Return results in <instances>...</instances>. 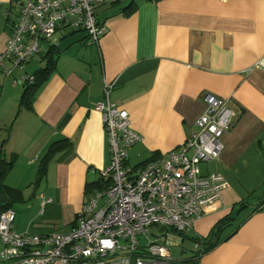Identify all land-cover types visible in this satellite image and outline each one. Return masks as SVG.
Here are the masks:
<instances>
[{
	"label": "crops",
	"instance_id": "crops-1",
	"mask_svg": "<svg viewBox=\"0 0 264 264\" xmlns=\"http://www.w3.org/2000/svg\"><path fill=\"white\" fill-rule=\"evenodd\" d=\"M27 1L0 0V54ZM96 16L105 26L98 44L85 39L57 51L29 109L20 104L22 73L0 71V161L12 163L0 180L1 206L15 214L13 231L68 233L101 191L110 148L94 106L105 84L112 85L110 102L142 138L127 151L132 170L181 146L211 95L228 100L235 118L220 157L199 168L202 175L219 174L227 186L187 237L209 243L198 264H264V205L255 211L264 201V0H125L98 6ZM77 34L59 29L40 54L43 66L26 74L33 77L50 48ZM226 217L230 223L217 239L209 236ZM185 242L169 249L173 260L172 250L184 257L175 261L191 257ZM2 249L0 264H7Z\"/></svg>",
	"mask_w": 264,
	"mask_h": 264
},
{
	"label": "built area",
	"instance_id": "built-area-1",
	"mask_svg": "<svg viewBox=\"0 0 264 264\" xmlns=\"http://www.w3.org/2000/svg\"><path fill=\"white\" fill-rule=\"evenodd\" d=\"M125 0H30L20 4L9 38L0 54V71L22 73L19 83H32L24 66L54 42L64 27L86 34L96 46L105 26L96 16L100 5ZM112 85L94 110L101 115L110 148L108 166L100 172L104 188L81 208L65 234L19 235L15 214L0 210L2 261L7 264H182L169 249L192 232L207 207L221 200L227 184L219 174L202 175L201 164L216 161L222 138L235 114L229 101L206 95L205 108L178 148L137 170L127 168V151L142 138L130 128L128 114L110 102ZM49 202V201H47ZM200 250L193 244L192 251Z\"/></svg>",
	"mask_w": 264,
	"mask_h": 264
},
{
	"label": "trees",
	"instance_id": "trees-1",
	"mask_svg": "<svg viewBox=\"0 0 264 264\" xmlns=\"http://www.w3.org/2000/svg\"><path fill=\"white\" fill-rule=\"evenodd\" d=\"M17 0H10V3H14ZM58 52L55 48H50L48 50V52L46 53V63L45 66L38 70L34 76H33V81L32 83H24L23 87V93L20 99V104L22 106H24L25 108L29 109L32 103V99L33 96L35 95L37 89L47 80L48 76L50 75L51 71L53 70V66H54V58L55 56H57ZM153 160V159H151ZM150 161V160H149ZM147 163V162H146ZM0 180L3 178V176H5V174L11 169V165L12 163H5L0 161ZM145 163L143 165H141L139 168H141L142 166H144ZM137 168V169H139ZM44 170V165H41L39 173L42 174ZM100 190H102L104 188V185L101 183L100 181ZM262 193L264 194V187H263V191ZM264 196V195H263ZM264 205V201L261 202L260 205H258V207L255 209V211L260 210L261 206ZM0 209L2 211L4 210H8L9 208L5 207V206H0ZM226 223H230L228 221V217H226L224 220L220 221L214 228L213 230L210 232L209 236H213L215 237V239H217V236L219 235V232L222 230L223 226ZM188 235H182L181 238L183 240H187L189 241L191 244H199L200 246V250L197 252H191V257L188 258L186 261L181 262L182 264H198L199 258L201 257L202 254H204L207 250H209L210 246L209 243L206 239L203 238H189L187 237Z\"/></svg>",
	"mask_w": 264,
	"mask_h": 264
},
{
	"label": "water",
	"instance_id": "water-1",
	"mask_svg": "<svg viewBox=\"0 0 264 264\" xmlns=\"http://www.w3.org/2000/svg\"><path fill=\"white\" fill-rule=\"evenodd\" d=\"M86 38H87L86 34H77V35L70 36V37L64 39L62 42H60L57 45V47H56L57 51L58 52H64L69 47H71L72 45L80 43L83 40H85ZM3 204H5V198H4L3 194L0 192V206ZM240 211H241V208L233 210L231 215L229 216V220H233L239 214Z\"/></svg>",
	"mask_w": 264,
	"mask_h": 264
},
{
	"label": "rangeland",
	"instance_id": "rangeland-1",
	"mask_svg": "<svg viewBox=\"0 0 264 264\" xmlns=\"http://www.w3.org/2000/svg\"><path fill=\"white\" fill-rule=\"evenodd\" d=\"M31 62L32 63H29V64L27 63L28 66H27L26 70H24L25 74L28 73L29 71L31 72V71L39 69L43 66V63L41 62V55H37V56L33 57L31 59ZM26 65L24 67H26ZM183 248H184V251L186 252V254H189L192 251V245L189 242H185ZM171 253H172L175 260H181L182 258H184L183 255L179 254V252L177 250H172Z\"/></svg>",
	"mask_w": 264,
	"mask_h": 264
}]
</instances>
